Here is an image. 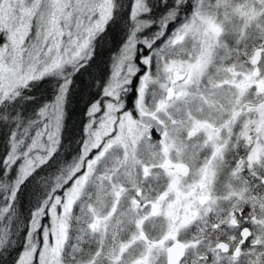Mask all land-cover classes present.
Returning <instances> with one entry per match:
<instances>
[{"label":"snow or ice","instance_id":"6c2138e0","mask_svg":"<svg viewBox=\"0 0 264 264\" xmlns=\"http://www.w3.org/2000/svg\"><path fill=\"white\" fill-rule=\"evenodd\" d=\"M0 264H264V0H0Z\"/></svg>","mask_w":264,"mask_h":264}]
</instances>
